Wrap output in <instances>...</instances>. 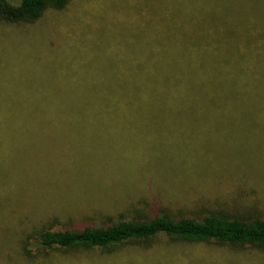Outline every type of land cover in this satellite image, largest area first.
Here are the masks:
<instances>
[{"label":"rangeland","instance_id":"1","mask_svg":"<svg viewBox=\"0 0 264 264\" xmlns=\"http://www.w3.org/2000/svg\"><path fill=\"white\" fill-rule=\"evenodd\" d=\"M140 5V0H71L66 9L47 12L35 25L17 28L0 21V99H9L0 110H37L24 105L36 100L27 96L24 101L26 92H37L35 87L45 89L37 96H47L52 87L51 93H63L60 99L66 94L96 97L108 93L103 84L110 81L112 94L133 95L142 79L134 66L122 62L137 32ZM29 76L34 83H27ZM100 80L102 89L96 87ZM54 102V111L68 109L59 99ZM154 112L123 111L119 123L87 128L56 121L46 130L49 140L40 138L44 128H34L37 138L19 142L17 152L39 177L28 190L14 186L22 175L11 173V184L2 186V192L18 198L6 204V218H0V243H7L0 264H11L6 259L10 250L16 254L10 246L13 234L37 228L77 229L142 214L195 217L206 210L264 219V127L204 126L185 121L178 111ZM11 143L0 137V160L9 158ZM46 150L52 154L45 167ZM45 171L54 176L44 181ZM8 228L15 233H6ZM36 256L34 261L17 257L14 264H264L261 252L174 243L163 236L126 244L112 254L92 250Z\"/></svg>","mask_w":264,"mask_h":264},{"label":"trees","instance_id":"2","mask_svg":"<svg viewBox=\"0 0 264 264\" xmlns=\"http://www.w3.org/2000/svg\"><path fill=\"white\" fill-rule=\"evenodd\" d=\"M70 1L0 0V21L17 28L35 25L47 12L66 9ZM140 4L137 32L133 41L127 43L122 62L140 73L142 80L133 95L112 94L114 86L110 81L103 84L108 91L105 96L66 94L61 99L63 93H51L52 87L48 88L50 93H45L47 96H37L45 89L29 85L28 89L35 87L37 92H26L24 101L27 96L36 100L24 105L37 110L18 109L12 113L0 110L1 140H12L9 158L0 160L2 214L17 197L2 192V186L10 183V174L21 173L22 177L13 185L22 184V189L28 190L29 183L39 177L38 170L24 162L17 152L19 142L39 136L34 128L45 129L40 134L44 141L51 137L46 130L53 128L56 121L87 128L119 123L123 111L130 115L136 111L165 114V110L182 113L191 124L264 127V0H140ZM29 77L27 83H34V76ZM104 86L100 80L96 87ZM57 99L68 109L54 111L52 105ZM8 101L0 99V106L4 107ZM45 104L50 109L42 110ZM135 122L145 124L142 118L135 117ZM46 151L45 167L52 154ZM47 171L42 174L44 181L46 176H54ZM20 195L24 196L22 191ZM0 218L5 219L6 215ZM7 231L15 233L13 228ZM13 236L7 238L14 240L10 246L16 250V254L10 250V256L6 257L7 261L10 257L11 264L17 257L34 261L36 254L54 251L62 255L92 250L112 254L126 244L150 243L160 236L174 243H214L234 251L248 249L264 254V219L224 210H206L195 217L142 214L107 225L63 230L49 226ZM6 244L0 243V261L5 259L1 250Z\"/></svg>","mask_w":264,"mask_h":264}]
</instances>
